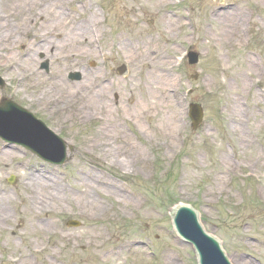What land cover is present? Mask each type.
<instances>
[{"label":"rangeland","instance_id":"1","mask_svg":"<svg viewBox=\"0 0 264 264\" xmlns=\"http://www.w3.org/2000/svg\"><path fill=\"white\" fill-rule=\"evenodd\" d=\"M9 1L0 14L8 16L13 38H20L11 54L21 61L34 57L25 74L0 65V104L13 101L41 119L64 140L67 159L54 166L16 145L7 150L0 140V264H14L21 256L22 264H197L192 248L175 238L168 206L177 204L197 208L202 226L220 237L232 264H264V0H182L168 6L153 0L72 2L66 10L73 20L90 16V7L98 22L95 55L81 65L99 77L106 97L103 105L88 108L83 101L34 102L53 78L78 86L81 78L69 76L82 70L52 58L49 48L39 51L42 16L36 8L19 16L15 8L24 0ZM225 8L241 15L227 37L215 19ZM50 13L44 9V15ZM162 16L175 28L171 23L165 30L158 23ZM17 27L27 33L19 35ZM117 35L130 46L125 52L113 42ZM81 47L85 50V42ZM154 47L167 58L191 50L199 61L175 63L169 84L150 95L144 50ZM43 62L48 71L41 69ZM121 65L126 73L120 77L115 69ZM176 104L181 126L172 144L160 126ZM188 104L203 109L197 131L191 130ZM107 109L121 131L103 127ZM103 130L113 136L111 146L123 142L115 138L123 132L141 151L117 164L111 156L122 153L105 150L109 137ZM34 177L50 188L32 193L27 185ZM88 196L95 208L84 203ZM68 221L80 225L67 226Z\"/></svg>","mask_w":264,"mask_h":264},{"label":"bare ground","instance_id":"2","mask_svg":"<svg viewBox=\"0 0 264 264\" xmlns=\"http://www.w3.org/2000/svg\"><path fill=\"white\" fill-rule=\"evenodd\" d=\"M80 0H24L20 4H17L16 10L18 12V15H22L23 13L27 12L29 13L31 9H35L38 11L36 12L38 16H42L43 22L42 26L44 27L42 31V43L43 46L40 47L38 50L42 51L43 48H49V51L52 53V58H58L62 61H68L69 65L68 68L72 67L73 69H81L79 74H81V82L78 86L74 87L69 84L63 83L62 78H53L51 80V84L47 87H43L39 94H37L34 97V102L39 105H53V106H63L66 103L70 102H84L82 105H84L82 108H87L89 106L92 107H99L100 105H103L104 99L106 97V91L105 88H102L97 85V79L99 78L95 74L87 73L82 69V60L83 58L87 56H94V45H95V35H94V28L98 22L95 17L96 14L94 11L91 10L89 7L87 11L90 12V16H87L86 13H83L81 17H76L75 20L72 19V16L68 13L67 6H69L72 2H79ZM138 1V0H135ZM148 1V0H147ZM153 2H156L155 5H169L171 2L169 0H153ZM9 0H0V9H4V7H9L10 5ZM16 5V4H15ZM44 9L50 10L51 13L49 16L44 15ZM224 11L217 12L215 14V19H217V23L219 25V29L221 30V33L228 34L229 27L231 30L234 27V20L238 23H240L241 15L233 14L230 12V8L222 9ZM31 17V13L28 15V19ZM8 16L1 15L0 14V65L5 66L8 68H16L21 74H25L27 71V65H30L32 63L34 55H31L30 57L24 59V60H18L14 59L11 52L12 48L20 41V38L14 37L13 38V30L9 25ZM25 19L21 18L19 20V23H23ZM32 22V20H31ZM30 23V22H29ZM158 23L161 26H164L165 30H169V24L172 22L169 21V18L166 16H162V18L158 21ZM175 23H172L171 29L175 28ZM86 27V28H85ZM19 35L27 33L26 28L20 29L16 28ZM230 30V31H231ZM60 31L62 33H60ZM88 31L90 34H88ZM91 35L90 37L87 36ZM117 35V37L113 38V42L117 43V49L122 50L125 52L126 49L130 48L129 45L123 42L121 36ZM20 37V36H19ZM90 39L89 41L86 40V38ZM85 42V50H82V43ZM10 43V45H9ZM126 45H125V44ZM157 47V46H156ZM156 47L154 48H148L144 50V60H145V67L147 68L146 72V87L148 88V93L150 95L153 94L154 90L156 88L164 90V85L169 84V73L171 67L176 63V61H179L175 59V56L172 58H167L160 52H157ZM173 48V47H171ZM105 52V50H103ZM136 54V52L132 51L131 54ZM126 58H129L127 54H124ZM132 57V56H131ZM79 58V60H78ZM104 58V55H103ZM247 62L251 64L252 66L255 65V63L248 58ZM26 67V68H25ZM34 72L31 73L33 75ZM84 79V80H83ZM88 80V81H87ZM103 80V79H102ZM167 90V89H166ZM169 97L170 94L167 92ZM102 104H101V98ZM168 100V98H165V101ZM44 103V104H43ZM167 103H169L167 101ZM105 106V105H104ZM169 106H171V103H169ZM106 107V106H105ZM172 107V106H171ZM232 114L235 116L236 113L240 110V107L236 105V103L232 104ZM169 117L167 116L166 120L162 122L160 126V131L163 132V139L165 141H168L170 143H174V139L179 132L180 129V122H181V111L179 110L178 104L175 105L174 110L171 113V110L169 111ZM105 118L103 117L104 121H107L105 126H112V128H117L118 132L121 131L119 124L114 121V119L111 118V110L106 111ZM108 117V118H107ZM172 119H171V118ZM108 119V120H107ZM235 121V120H234ZM111 123V124H109ZM237 124V121H236ZM103 135H105L107 138L109 137V140H107L104 143V146L106 145L105 150L109 153L113 152L115 154H119L120 152L122 155L118 156V158H115V156H111L112 161L117 160L116 163L120 164L121 166L128 162L132 157L137 155L141 150L140 148L123 132L120 134L115 135L116 139H121L123 142L118 145H112L110 144V134L107 133V131L103 130ZM9 145L5 146L4 148L7 150H12V148H8ZM123 157V159H121ZM134 161V160H133ZM35 178V177H34ZM41 178V177H39ZM38 177L34 180H31V184L27 185L28 189L32 193H35L36 190H48L50 186L48 184L43 183L41 179ZM219 179V177H218ZM109 186H111L112 182H106ZM90 190H94L95 187L88 185ZM112 187V186H111ZM3 202V201H2ZM1 202V204H3ZM31 205H34L33 200L30 201ZM86 205L90 208H95L96 206V200L92 196H88L87 200L84 201ZM97 209V208H96ZM119 209V208H118ZM92 210V209H91ZM121 212V209H119ZM99 213V212H98ZM4 219V218H3ZM25 260V256H21L19 259H15L13 261L14 264H22V262Z\"/></svg>","mask_w":264,"mask_h":264},{"label":"water","instance_id":"3","mask_svg":"<svg viewBox=\"0 0 264 264\" xmlns=\"http://www.w3.org/2000/svg\"><path fill=\"white\" fill-rule=\"evenodd\" d=\"M189 62L190 64L197 63V55L190 54ZM73 78L79 79V76L74 75ZM190 116L192 126L196 128L202 122L200 107L192 105ZM0 137L11 143L20 144L42 159L55 164H61L65 159L63 141L48 131L42 123L36 121L30 114L11 103H4L0 109ZM191 207L197 210V208ZM173 208L174 206H168L170 215ZM193 209L182 205L175 209L172 221L178 236L185 243L193 246L199 264H230L221 250L219 242L204 232ZM198 216L202 224L201 215ZM215 237L220 241V237ZM175 238L179 239L176 234ZM224 251L227 254V250L224 249Z\"/></svg>","mask_w":264,"mask_h":264}]
</instances>
